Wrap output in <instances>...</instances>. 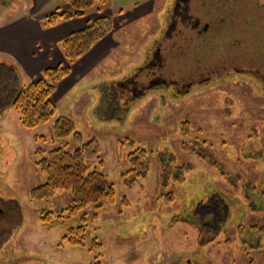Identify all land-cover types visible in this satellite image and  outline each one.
<instances>
[{
	"label": "rangeland",
	"instance_id": "obj_1",
	"mask_svg": "<svg viewBox=\"0 0 264 264\" xmlns=\"http://www.w3.org/2000/svg\"><path fill=\"white\" fill-rule=\"evenodd\" d=\"M148 1L154 3L151 13L133 22H117L119 47L87 75L78 77L57 101L53 94L57 113L50 122L25 129L13 106L0 110V197L17 201L23 217L0 251V264H264V89L252 78L234 74L210 83L203 75L197 85L182 90L180 84L176 89L157 86L145 94L130 91L126 81L138 73L156 42L165 36L169 3H105L114 18L120 10L129 11ZM60 4L61 0H50L42 4V10ZM35 7L36 0H0V27ZM244 33L250 42L252 32ZM5 60L12 62L0 51V63ZM171 75V70L165 71V78ZM191 75L181 72L177 77L184 83ZM40 78L41 73L30 82ZM61 117L71 119L85 140L100 141L104 164L88 162L89 169L98 168L116 188L114 203L106 204L89 222L86 247L62 243L71 224L47 228L41 220L44 210L58 214L66 209L70 192L59 191L41 202L30 197L31 190L47 179L36 164L37 150L77 148L73 136L56 139L54 125ZM185 121L190 126L187 135L182 132ZM138 147L150 152L151 165L146 176L133 181L134 172L127 173L133 168L129 154ZM200 154L219 163L226 175ZM169 159L177 174L178 167L190 168L184 179H163L161 161ZM248 185L257 191L250 193L244 188ZM170 193L174 200L165 197ZM213 193L225 198L230 212L220 236L203 247L197 229L171 221ZM261 206V210L252 208ZM93 212L92 206L86 210L90 215ZM94 239L102 245L100 251H89Z\"/></svg>",
	"mask_w": 264,
	"mask_h": 264
},
{
	"label": "trees",
	"instance_id": "obj_2",
	"mask_svg": "<svg viewBox=\"0 0 264 264\" xmlns=\"http://www.w3.org/2000/svg\"><path fill=\"white\" fill-rule=\"evenodd\" d=\"M69 6L67 9L57 8L46 19L45 27H55L61 22L84 18L92 10L102 13L106 0H62ZM123 10L119 11L122 14ZM114 18L110 15L101 16L89 22L82 30L65 37L59 47L66 59V65L46 68L41 72V78L28 84H22L20 71L15 63L4 61L0 63V110L8 105L13 106L20 114L21 124L25 129H35L41 124L50 122L57 113V106L52 96L58 85L69 76L71 67L85 56L97 43L107 37L114 29ZM189 122L182 123V132L187 135ZM56 139L62 140L73 136L77 148L70 151L64 146L52 148L48 151L39 149L36 152V164L39 170L46 175V182L34 187L30 197L33 202L48 200L57 195L59 191L71 193V202L62 212L55 214L51 211H42L41 220L45 227L71 226L63 236L62 243L72 246L86 247L89 222L97 218L104 210L106 204L114 203L116 197L115 185L109 182L103 172L98 168L90 170L88 162L101 159V144L97 138L85 140L83 134L76 131L75 123L61 117L54 125ZM203 160L216 167L222 175H226L219 163L211 161L205 155H199ZM133 168L127 173L132 174V180L146 176L149 172L151 159L150 152L138 147L129 154ZM172 159L161 161L162 177L165 181L182 180L190 170L187 166L173 171ZM182 177V178H181ZM167 184V183H166ZM250 193L257 191L256 187L245 186ZM244 194L246 191H243ZM252 195V194H250ZM167 200H174L170 193L165 195ZM264 191L262 192V199ZM250 205L255 206L250 202ZM92 206L94 212L90 215L86 210ZM256 210L261 208L252 207ZM229 205L225 198L213 193L206 200L199 201L189 213L176 216L171 223L188 224L197 229L200 234V246L214 242L224 230L229 217ZM23 217L20 205L15 200H5L0 197V251L10 241L15 229L22 223ZM255 227H252V231ZM89 251H100L102 245L92 240L88 246Z\"/></svg>",
	"mask_w": 264,
	"mask_h": 264
},
{
	"label": "flooded vegetation",
	"instance_id": "obj_3",
	"mask_svg": "<svg viewBox=\"0 0 264 264\" xmlns=\"http://www.w3.org/2000/svg\"><path fill=\"white\" fill-rule=\"evenodd\" d=\"M168 3L165 36L126 81L130 91L145 94L157 86L176 89L180 84L182 90L197 85L203 75L210 83L234 74L250 77L264 89V0ZM244 31L252 32L250 42ZM170 70V79L165 78ZM181 72L192 75L183 83L177 77Z\"/></svg>",
	"mask_w": 264,
	"mask_h": 264
},
{
	"label": "crops",
	"instance_id": "obj_4",
	"mask_svg": "<svg viewBox=\"0 0 264 264\" xmlns=\"http://www.w3.org/2000/svg\"><path fill=\"white\" fill-rule=\"evenodd\" d=\"M47 1L36 0L37 7L26 15L10 20L0 27V51L15 64L17 60L21 66V81L30 82L46 68L65 65L66 59L59 47L61 41L68 35L82 30L89 22L108 16V10L102 13L90 12L84 18L72 19L61 22L55 27H45V19L57 8L67 9L69 6L62 4L55 8L43 11ZM150 5V6H149ZM154 10V3L148 1L144 5L136 4L129 11H123L118 17H114V31L110 36L101 40L82 59L71 67V73L58 86L55 92V101L69 92L78 81V77L87 75L90 71L100 65L121 42L116 37L119 29L117 22L127 20L133 22ZM53 95V96H54ZM52 97V100L54 101ZM54 101V102H55Z\"/></svg>",
	"mask_w": 264,
	"mask_h": 264
}]
</instances>
